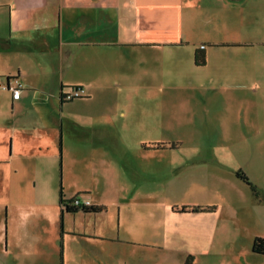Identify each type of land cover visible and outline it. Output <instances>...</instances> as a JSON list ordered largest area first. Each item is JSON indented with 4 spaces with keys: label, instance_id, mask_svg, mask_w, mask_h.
Here are the masks:
<instances>
[{
    "label": "crops",
    "instance_id": "0c3cea01",
    "mask_svg": "<svg viewBox=\"0 0 264 264\" xmlns=\"http://www.w3.org/2000/svg\"><path fill=\"white\" fill-rule=\"evenodd\" d=\"M14 80L0 264H264V0H0ZM191 122L195 146L145 145ZM60 188L99 210L61 211Z\"/></svg>",
    "mask_w": 264,
    "mask_h": 264
},
{
    "label": "trees",
    "instance_id": "16d2710c",
    "mask_svg": "<svg viewBox=\"0 0 264 264\" xmlns=\"http://www.w3.org/2000/svg\"><path fill=\"white\" fill-rule=\"evenodd\" d=\"M194 61H195V64L201 65L204 62V55L202 53L198 54L194 58ZM6 79H9V77H7ZM72 88H75V87H72ZM70 89H68V90H70ZM67 91L60 93L59 100L61 102H65V101L68 100V99H66ZM159 145L160 144H156V146H159ZM235 175L237 176V178H239L242 182L247 184L254 191V187L252 186V184L249 182L248 178L242 172L237 171V172H235ZM58 202H59V207H60L61 211H63V212H74V211H77V210H81V211H85V212H96V211L99 210L98 207H92V206H90V207H83V206L77 207V206H74L72 204L73 199L66 198L63 195V193L61 191V188L58 191ZM207 209H212V207L181 206L178 211H186L187 210V211H192L193 212V211H205ZM252 251L264 254V238H255L253 240ZM60 254H61V245L59 243V257H60ZM190 263H191V257H187L184 260V262H183V264H190Z\"/></svg>",
    "mask_w": 264,
    "mask_h": 264
},
{
    "label": "rangeland",
    "instance_id": "374dc122",
    "mask_svg": "<svg viewBox=\"0 0 264 264\" xmlns=\"http://www.w3.org/2000/svg\"><path fill=\"white\" fill-rule=\"evenodd\" d=\"M193 132H194V124L191 122V123L187 124V126H186V137H178V136L173 137L171 135L170 136L167 135V136H164L165 137L164 139L160 140V143L146 142L145 145L149 146V147L150 146L156 147V144H160L159 147H177V146L192 147V146H195V143H196ZM86 183L89 186L92 185L93 176L89 175V177L86 178ZM72 186H74L73 182H72ZM164 188H166V187H162V189H164ZM185 188L188 189L191 187H189L187 185ZM166 194H167V192H166ZM177 194H180V193L178 192ZM85 196H86V193L79 192V193H75L74 198H83ZM89 203H90V201H89Z\"/></svg>",
    "mask_w": 264,
    "mask_h": 264
},
{
    "label": "built area",
    "instance_id": "2783aa9c",
    "mask_svg": "<svg viewBox=\"0 0 264 264\" xmlns=\"http://www.w3.org/2000/svg\"><path fill=\"white\" fill-rule=\"evenodd\" d=\"M202 47V46H201ZM9 80V79H7ZM21 86L20 83H18L16 80H14V85L8 86L6 83H0V88L2 89H9L11 91V95L13 98L18 97L19 87ZM83 95V90L79 87L71 88L66 93V99L71 100L74 98L81 97ZM73 202L72 204L74 206H83V207H90V203L87 199H80V198H72Z\"/></svg>",
    "mask_w": 264,
    "mask_h": 264
}]
</instances>
